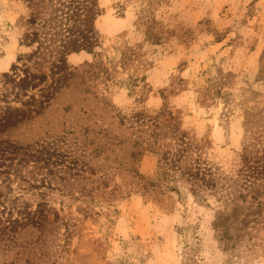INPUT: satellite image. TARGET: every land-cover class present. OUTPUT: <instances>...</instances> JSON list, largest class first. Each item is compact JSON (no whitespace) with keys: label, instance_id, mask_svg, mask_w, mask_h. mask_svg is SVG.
I'll return each mask as SVG.
<instances>
[{"label":"rangeland","instance_id":"1","mask_svg":"<svg viewBox=\"0 0 264 264\" xmlns=\"http://www.w3.org/2000/svg\"><path fill=\"white\" fill-rule=\"evenodd\" d=\"M99 5L96 53L69 54L67 82L54 89L48 78L42 88L52 85L53 95L41 112L6 132L24 145L54 143L85 165L97 203L71 200L62 209L56 199L59 214L44 227L0 230V264H235L213 222L237 207L214 198L200 204L176 167L159 164L156 150L174 134L199 144L202 160L249 201L258 196L251 211L240 202L241 218L256 229H247L239 264H264V186L245 190L246 165L264 155V0ZM31 12L26 0H0V86L35 48L21 44ZM96 61L102 69L89 68ZM33 92L42 99L43 91ZM132 151L141 153L132 158ZM142 177L156 184L145 190ZM81 205L98 214L85 218ZM67 226L74 233L66 239Z\"/></svg>","mask_w":264,"mask_h":264},{"label":"trees","instance_id":"2","mask_svg":"<svg viewBox=\"0 0 264 264\" xmlns=\"http://www.w3.org/2000/svg\"><path fill=\"white\" fill-rule=\"evenodd\" d=\"M26 1L32 12L25 20L28 28L21 37V44L35 48L33 52L21 55L12 66L11 72L3 74L0 86L1 231H15L27 225L44 227L49 214H59L60 209L54 206L56 199H60L62 209L70 206L71 200L84 204L88 200L97 203V195L94 193L98 188L95 190L93 187H85V165L80 166L75 158L69 159L54 143H38L36 147L31 144L24 145L7 138L6 132L30 118L32 112H41L44 103L53 95L52 89H49L52 85L42 88L48 78L56 83L54 89L67 82L71 74L68 69L69 54L82 50L96 53L100 41L95 34L94 25L102 13L99 0ZM44 65L49 66L48 72L39 69ZM88 66L103 68L100 61L88 63ZM36 89L43 91L40 100L33 92ZM13 103H21V106L12 105ZM173 141V144L165 143V150H156L159 164L165 162V165L176 167L182 179L191 185L195 199L200 204L209 205V200L214 198L227 207H237L234 213L226 211L217 215L213 227L221 250L231 260L234 258L235 264H239L242 245L249 235L247 229H256L255 226L247 225L248 219L241 218L238 211L243 206H240V202L250 203L248 210L251 211L255 204L260 206L261 201L256 194H251L253 200L249 201L246 194L234 188L231 180L219 172V168L203 161L199 144L194 145L186 136L179 134L173 135ZM140 153L132 151L130 157L134 158ZM256 159L254 163L246 165L249 172L246 174L249 178H245L246 191L253 189L252 185L264 186V178L260 177L261 174L264 175V155ZM135 175L140 177V174ZM252 178L254 179L251 180ZM139 179L144 181L141 184L145 190L156 184L155 181L145 180L143 177ZM94 182L95 180L91 183ZM105 184L107 187V183ZM75 188L78 189V194H75ZM113 194L111 191L104 195L105 200L109 201ZM80 211L85 213V218L98 214L91 212L89 206L85 208L81 205ZM66 229L67 239L74 231L68 226ZM188 264L192 262L189 261Z\"/></svg>","mask_w":264,"mask_h":264}]
</instances>
